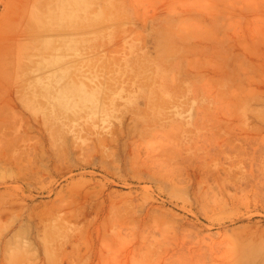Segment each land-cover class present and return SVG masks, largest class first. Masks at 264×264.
I'll list each match as a JSON object with an SVG mask.
<instances>
[{
  "label": "rangeland",
  "instance_id": "1",
  "mask_svg": "<svg viewBox=\"0 0 264 264\" xmlns=\"http://www.w3.org/2000/svg\"><path fill=\"white\" fill-rule=\"evenodd\" d=\"M80 1L0 0V264H264V0Z\"/></svg>",
  "mask_w": 264,
  "mask_h": 264
},
{
  "label": "bare ground",
  "instance_id": "2",
  "mask_svg": "<svg viewBox=\"0 0 264 264\" xmlns=\"http://www.w3.org/2000/svg\"><path fill=\"white\" fill-rule=\"evenodd\" d=\"M92 2L91 0H81L80 1V5H84V4H87V3H90ZM106 3V4H104ZM104 6H103V10H105L107 7H108V4L107 2H104ZM58 8H56L55 6L52 7L50 10L51 11H55L57 10ZM92 27V26H91ZM90 27V28H91ZM86 28H89L88 26L83 28V29H86ZM93 28V27H92ZM98 29V28H96ZM91 30V29H90ZM93 31V30H92ZM83 32H86V31H83ZM70 41V40H69ZM108 54V53H107ZM54 78H58V79H63L64 76L61 75V74H57L55 75ZM54 81H58V80H55ZM71 82H69L68 84H60L58 85L57 87V90L55 92L51 91L49 86L50 84H47L48 85V89L50 93H48L47 95H45V97L47 98H50L51 94H53L54 96L56 97H59L58 100L56 101V106H58L59 108L65 106V104H69L68 108L67 109H72V110H79L81 109V106L82 104H85L87 105L86 103H93L92 106H89L87 105V107H92L94 110H93V113L95 110L98 109V103L101 102L100 100H104L106 101V104H108L109 106L111 104H109V98H108V93H103L102 95L100 94V89H95L93 92L89 93V94H86V93H82L80 90L76 89L74 90L75 86L74 85H71L70 84ZM130 90V89H129ZM76 94L77 96H79L78 98H76V100H73L70 98L71 95H74ZM111 96V95H110ZM144 98V97H143ZM146 98V97H145ZM147 100V99H146ZM72 101V102H71ZM83 101H85V103H82ZM140 100L139 102L137 101L138 104H140ZM144 102V101H143ZM45 103V102H44ZM145 103V102H144ZM147 103V102H146ZM58 104V105H57ZM111 108V107H110ZM88 111H90V109L88 108ZM68 113V112H67ZM105 117V116H104ZM104 117L101 115L99 120H104ZM52 118V117H50ZM74 118V117H73ZM106 118V117H105ZM96 117H87V116H81L79 120L75 119L77 122L79 121L81 127H76V124L75 123H66L65 120L64 122L60 120V123L57 122V121H54V124H50L51 127H54V126H58L59 124V127H54L55 129H57L61 134H69L70 136L73 137V139L76 141V146L75 147H78L81 145V143H77V140L80 141V142H83L84 140L82 138L85 139V141H91V139L93 137H96L94 136L96 134V128H97V123L98 122H93V121H96ZM136 120V119H134ZM132 121H133V118H132ZM103 122V121H102ZM49 123V122H48ZM139 125V123H138ZM47 128V127H46ZM54 129V131H55ZM44 130V129H43ZM48 132V131H47ZM52 138V137H51ZM99 138V137H98ZM52 140V139H51ZM75 143V142H74ZM58 151V150H56ZM56 155H58L59 153H55ZM59 156V155H58ZM57 157V156H56ZM61 157V155H60ZM59 157V158H60ZM58 159V158H57ZM105 170V169H104ZM12 228V226H11ZM10 228V229H11ZM0 243H1V238H0ZM4 251V250H3Z\"/></svg>",
  "mask_w": 264,
  "mask_h": 264
}]
</instances>
